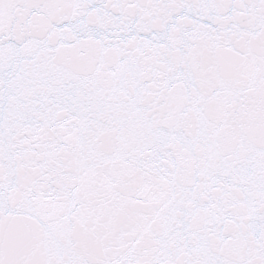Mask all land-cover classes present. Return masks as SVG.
Returning a JSON list of instances; mask_svg holds the SVG:
<instances>
[{"label": "snow or ice", "instance_id": "1", "mask_svg": "<svg viewBox=\"0 0 264 264\" xmlns=\"http://www.w3.org/2000/svg\"><path fill=\"white\" fill-rule=\"evenodd\" d=\"M0 264H264V0H0Z\"/></svg>", "mask_w": 264, "mask_h": 264}]
</instances>
